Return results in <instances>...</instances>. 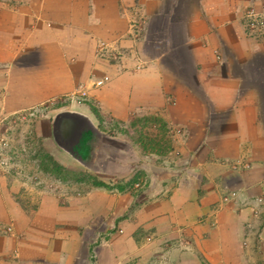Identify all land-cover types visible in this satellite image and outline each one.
I'll list each match as a JSON object with an SVG mask.
<instances>
[{"label": "crops", "instance_id": "obj_1", "mask_svg": "<svg viewBox=\"0 0 264 264\" xmlns=\"http://www.w3.org/2000/svg\"><path fill=\"white\" fill-rule=\"evenodd\" d=\"M249 7L264 0H0V125L108 77L71 111L129 152L91 163L92 135L77 137L103 186L63 200L28 203L25 171L0 169V264H264V37L245 34Z\"/></svg>", "mask_w": 264, "mask_h": 264}, {"label": "rangeland", "instance_id": "obj_2", "mask_svg": "<svg viewBox=\"0 0 264 264\" xmlns=\"http://www.w3.org/2000/svg\"><path fill=\"white\" fill-rule=\"evenodd\" d=\"M66 97L6 115L3 120L8 124L0 125V138L4 135L9 140L8 152L11 156L12 171H25L26 181L30 185L27 190L28 203L39 196H53L63 200L65 196L80 195L85 189L103 186L94 168L102 170L104 163L96 162L93 168L77 162L76 155L82 161L83 157L80 152H76L75 146L70 147L68 157V152L51 135L54 117L60 112L72 109ZM114 130V126L108 129V138L100 136L98 127L96 131H86L87 135H92L91 163L97 151L123 156L129 161V152L124 151L125 154H122V149L110 139L114 138ZM142 181L146 183L145 180Z\"/></svg>", "mask_w": 264, "mask_h": 264}, {"label": "built area", "instance_id": "obj_3", "mask_svg": "<svg viewBox=\"0 0 264 264\" xmlns=\"http://www.w3.org/2000/svg\"><path fill=\"white\" fill-rule=\"evenodd\" d=\"M241 23L244 28V32L248 37L251 38H263L264 37V8L258 10L254 7L246 8L241 15ZM98 57L106 58L111 57L113 61H119L121 58V53L115 50L114 47L108 43H101L99 50L97 52ZM218 59H221L219 53H216ZM109 81L108 77L100 78H91L87 85H82L77 91L73 94L66 97L67 103L71 105H80L86 103L89 99V93L93 89L102 88ZM3 120L2 124L5 125ZM8 124V123H6ZM9 149V140L4 135L0 138V169H7L12 167L11 156L8 152ZM238 166V165H237ZM236 166V167H237ZM146 186L145 182H138L133 184V188L136 190H142ZM236 195L230 194L223 198V203H229L233 201ZM257 202H264V198H256ZM256 214H259L258 211H255ZM12 227H8L6 232L12 233Z\"/></svg>", "mask_w": 264, "mask_h": 264}, {"label": "water", "instance_id": "obj_4", "mask_svg": "<svg viewBox=\"0 0 264 264\" xmlns=\"http://www.w3.org/2000/svg\"><path fill=\"white\" fill-rule=\"evenodd\" d=\"M53 133L57 143L66 151L84 132L96 131L90 119L76 111H63L53 120Z\"/></svg>", "mask_w": 264, "mask_h": 264}]
</instances>
